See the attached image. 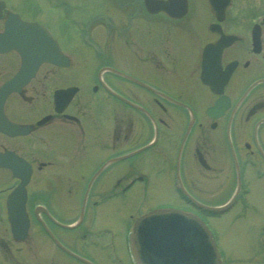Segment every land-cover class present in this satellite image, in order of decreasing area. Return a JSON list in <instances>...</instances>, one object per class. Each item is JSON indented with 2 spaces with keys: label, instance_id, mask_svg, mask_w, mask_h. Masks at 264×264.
<instances>
[{
  "label": "flooded vegetation",
  "instance_id": "flooded-vegetation-1",
  "mask_svg": "<svg viewBox=\"0 0 264 264\" xmlns=\"http://www.w3.org/2000/svg\"><path fill=\"white\" fill-rule=\"evenodd\" d=\"M214 1L186 0L177 15L176 5L150 13L143 0H109L99 39L82 36L95 63L49 29L66 60L0 93V124L23 131L0 128V264H136L129 234L154 207L207 214L233 197L223 214L263 210L264 0ZM21 68L17 52L1 53L0 88ZM27 165L29 225L16 237L6 200ZM150 189L177 201L139 205ZM126 209L125 233L98 226Z\"/></svg>",
  "mask_w": 264,
  "mask_h": 264
},
{
  "label": "water",
  "instance_id": "water-1",
  "mask_svg": "<svg viewBox=\"0 0 264 264\" xmlns=\"http://www.w3.org/2000/svg\"><path fill=\"white\" fill-rule=\"evenodd\" d=\"M144 3L149 12L164 10L169 14H176L168 10L175 5L179 7L177 15L185 13L186 10L185 0H144ZM209 3L216 8L214 0H209ZM3 7L4 2L0 0V16ZM226 44V39H220L209 44L205 52ZM10 49L19 53L22 68L14 79L3 86L4 96L16 87L18 81L24 80L25 74L33 72L40 62L65 61L58 45L44 26L21 20L17 14L12 13L8 14L4 31L0 33V53ZM2 122V128L11 134L20 132L8 122ZM29 170V167L26 168V174L21 175V181L6 200L11 230L16 237H24L28 228L24 200ZM130 240L138 264H220V254L207 226L193 213L172 208H156L135 220Z\"/></svg>",
  "mask_w": 264,
  "mask_h": 264
},
{
  "label": "rangeland",
  "instance_id": "rangeland-1",
  "mask_svg": "<svg viewBox=\"0 0 264 264\" xmlns=\"http://www.w3.org/2000/svg\"><path fill=\"white\" fill-rule=\"evenodd\" d=\"M6 1L7 8L10 10L16 9L22 18L30 19L35 16L41 22L46 23L56 36L61 37L65 49L67 48L69 52L75 54V60H77L78 53H83L84 56L80 60L85 61L87 53L89 63L97 61L96 50L83 45V34L80 32V27L88 24L86 32L89 35L88 37L98 40L101 30L104 29V22L98 21V18L112 20L115 11L109 0ZM156 24L161 23L156 22ZM141 27L146 30L145 23ZM259 185L262 184L256 183L257 188L260 187ZM256 194L258 195L257 192ZM262 194L263 197L257 198L254 202L261 204L263 210L255 212L235 210L221 216L209 215L207 217V224L225 254L223 264H264V234L262 233L264 225V186H262ZM137 200L139 205L153 207L158 204L175 203L177 198L172 194H168V192L157 193L150 189L149 193L140 195ZM130 211L129 209L116 211L117 213L107 211L105 218L101 220L98 218V226L110 227L115 231H119L126 224V221L129 220ZM125 228L127 230V225L124 226V233ZM118 250V252L125 253L124 246L119 245ZM108 261H110L109 256ZM104 262L105 264H110L106 261Z\"/></svg>",
  "mask_w": 264,
  "mask_h": 264
}]
</instances>
